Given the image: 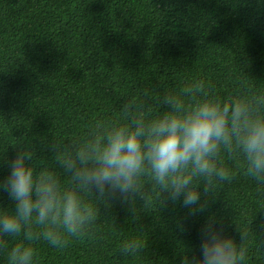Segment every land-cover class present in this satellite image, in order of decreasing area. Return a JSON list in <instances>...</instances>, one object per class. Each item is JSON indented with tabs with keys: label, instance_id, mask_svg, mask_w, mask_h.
<instances>
[{
	"label": "trees",
	"instance_id": "1",
	"mask_svg": "<svg viewBox=\"0 0 264 264\" xmlns=\"http://www.w3.org/2000/svg\"><path fill=\"white\" fill-rule=\"evenodd\" d=\"M194 79L221 99L264 94V0H0V180L26 147L66 184L52 145L71 148L97 120L159 116L163 97ZM224 164L231 182L198 189L204 212L161 203L145 180V200L100 202L91 236L63 249L41 240L35 264H181L201 257L209 217L237 245L247 233V264H264V183L244 175L242 159ZM14 208L0 191V209ZM4 239L0 264L20 237ZM134 240L142 250L121 254Z\"/></svg>",
	"mask_w": 264,
	"mask_h": 264
},
{
	"label": "clouds",
	"instance_id": "2",
	"mask_svg": "<svg viewBox=\"0 0 264 264\" xmlns=\"http://www.w3.org/2000/svg\"><path fill=\"white\" fill-rule=\"evenodd\" d=\"M163 104L167 110L159 116L141 111L128 121L97 120L71 148L52 145L66 184L55 170L37 167L33 150L17 151L10 174L0 180V191L15 204L0 209V250L8 249L4 237H20L7 251L8 264H35L41 240L63 249L73 238L91 236L97 205L112 197L127 204L145 200V180L164 194L161 203L182 201L189 215L207 209L201 184L207 195L233 179L225 155L242 159L244 175L264 183V94L221 99L210 83L194 79L165 95ZM131 107L125 104L122 116ZM246 238L243 233L237 245L209 217L201 229V257L184 256L181 264H247ZM142 248L134 240L120 252L135 256Z\"/></svg>",
	"mask_w": 264,
	"mask_h": 264
}]
</instances>
